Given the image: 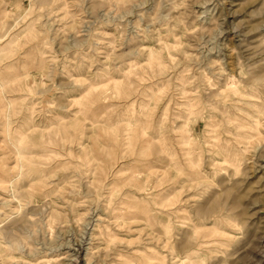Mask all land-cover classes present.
<instances>
[{
	"label": "clouds",
	"instance_id": "9594fccd",
	"mask_svg": "<svg viewBox=\"0 0 264 264\" xmlns=\"http://www.w3.org/2000/svg\"><path fill=\"white\" fill-rule=\"evenodd\" d=\"M27 2L25 10L23 0H0V14L15 21L0 27V264H84L86 251L90 264H227L235 240L220 239L219 221L197 228L176 207L186 201L159 203L147 182L137 187L144 194L137 205L151 206L126 207L124 189L142 173L116 187L113 169L119 159L146 160L149 150L172 157L175 121L203 120L205 136L179 138L188 169L203 178L201 209L225 183L237 196L243 191L247 165L264 159V4L256 0L234 33L245 41L259 33L261 42L238 54L232 74L221 59L227 36H217L229 25L203 27L220 0ZM9 73L19 78L9 83ZM104 80L113 87H95ZM146 80L156 84L141 91ZM105 99L132 103L105 111ZM137 143L147 147L136 151ZM205 156L223 163L206 175ZM185 175L177 170L176 179ZM138 211L143 220L131 218ZM112 224L142 228L121 240ZM228 226L243 232L238 217Z\"/></svg>",
	"mask_w": 264,
	"mask_h": 264
},
{
	"label": "rangeland",
	"instance_id": "374dc122",
	"mask_svg": "<svg viewBox=\"0 0 264 264\" xmlns=\"http://www.w3.org/2000/svg\"><path fill=\"white\" fill-rule=\"evenodd\" d=\"M264 4V0H260ZM256 3V0H220L216 4L212 11L213 16L209 24L204 25L206 29L211 31V29L223 23L229 25L225 28L224 33H217L221 39L227 36L224 40L223 48V59L227 64V69L232 74H238L239 72V53L245 50L248 45L255 47L261 42V37L259 33H252L250 39L245 41L241 37L235 36L234 33L237 29H240L245 23L244 16ZM22 7L26 10L28 7L27 0H23ZM195 17H193L194 19ZM15 23L14 20H5L3 15L0 14V27L7 24L9 27ZM24 34L21 33V36ZM217 37H212L215 40ZM142 47H151L150 44H142ZM140 63H144L142 59ZM211 63V62H210ZM206 71H214L209 67H205ZM9 83H12L19 78L17 74L9 73ZM22 75V73L20 74ZM30 75H36L32 72ZM143 76V73H140ZM118 75H114L113 79H119ZM29 84L31 81L28 82ZM139 83V81H137ZM156 84L155 80H146L141 85V91L147 90ZM15 87V85H13ZM109 89L113 85L107 81H101L95 87H105ZM161 87L163 85H160ZM13 97L16 99H22L23 93L13 92ZM107 95H111L108 92ZM135 100V97H133ZM132 101L125 100H107L102 101L105 106V111L108 107H114L117 105H122L120 111H126L131 105ZM179 101H174L172 103V110L183 117V113L180 112ZM168 104H161L157 111L158 117H163L166 110H168ZM218 119H223V117L218 115ZM195 136L203 137L206 135L208 129L206 128V122L203 120L196 121L195 124L189 125L186 119H177L175 121V129L170 133L171 146L169 151L172 153V157L160 156L156 152L149 150L151 154L146 160L140 162H135L137 158L135 156L129 157L127 159H119L116 163L113 171L117 173L118 180L115 182L116 187H121L126 184L131 179L133 172L142 173L141 180L138 182L137 186H130L124 189L125 194H127L130 199L125 201L126 207H139L141 209L151 206L148 204L137 205L143 197V193L137 190V187L144 186L147 182V186L152 190L153 197H159V203L172 202L175 199L181 201H186L184 204H179L176 207L180 210V215L187 212L190 217H192L193 222L196 223L197 228H212L217 221L222 224L220 228L221 237L225 241L234 239L235 243L232 244V254L231 258L227 260V264H264V159L254 161L247 165L248 175L246 177V182L243 187V191L237 196L233 191L230 190V186L225 183L222 190L218 189L215 191L212 200L201 209V200L204 193L203 187H197L201 184L202 177L198 174L191 172L181 150V145L179 138L181 136H186L188 132ZM93 135L92 131L85 132V144H91V141L87 137ZM98 135H103L99 133ZM231 139V137H228ZM103 145V141L101 142ZM147 145H141L137 143L135 145L136 151H143ZM79 150H77L78 152ZM73 154H76L74 152ZM117 157L121 156L122 153L117 152ZM251 156L249 160H251ZM175 162V163H174ZM223 160L221 157L208 158L204 157V169L205 174H209L213 171V166L222 164ZM177 170H185L187 175L180 177L178 180ZM121 173L127 175H120ZM210 178V176H209ZM169 180H173V183H169ZM159 185V187H157ZM199 210V211H198ZM199 219L197 220V216ZM231 217H238L240 222L243 224V232H239L235 226H228V221ZM132 219L143 220L144 216L141 212L133 213ZM166 220V218H162ZM133 232H128L126 227H117L115 224L109 225V229L114 232L118 239L121 240H131L136 234L141 230L142 225L134 224L132 225ZM95 235H99L97 230ZM91 238V237H90ZM97 247H99V242H97ZM95 251V248L92 249ZM90 253L86 251L83 257L84 264H90ZM219 264H224V259L220 258Z\"/></svg>",
	"mask_w": 264,
	"mask_h": 264
}]
</instances>
